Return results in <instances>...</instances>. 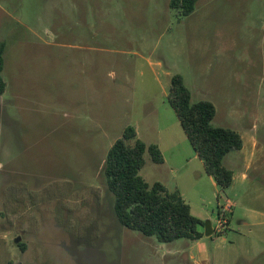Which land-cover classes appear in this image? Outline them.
<instances>
[{
    "label": "rangeland",
    "instance_id": "374dc122",
    "mask_svg": "<svg viewBox=\"0 0 264 264\" xmlns=\"http://www.w3.org/2000/svg\"><path fill=\"white\" fill-rule=\"evenodd\" d=\"M169 3L0 0V264H264V0ZM176 75L242 138L226 190L168 102ZM127 127L167 161L146 151L140 176L180 194L201 239L118 223L102 168Z\"/></svg>",
    "mask_w": 264,
    "mask_h": 264
},
{
    "label": "trees",
    "instance_id": "16d2710c",
    "mask_svg": "<svg viewBox=\"0 0 264 264\" xmlns=\"http://www.w3.org/2000/svg\"><path fill=\"white\" fill-rule=\"evenodd\" d=\"M197 1L170 0L169 6L188 16L194 12ZM3 51V46H0V94L5 88L1 78ZM168 102L194 153L202 162L205 174L219 188L228 189L233 173L223 166V159L230 152L242 149L241 136L231 129L212 126L214 106L208 101L192 104L190 92L178 75L171 79ZM146 151L155 164L163 163L158 147L146 146L137 138L135 129L127 127L107 152L102 173L118 223L144 237H154L161 244L201 239L198 227L202 223L191 215L180 194L168 191L160 183L149 185L140 176ZM18 247L24 251V245L19 244Z\"/></svg>",
    "mask_w": 264,
    "mask_h": 264
},
{
    "label": "crops",
    "instance_id": "0c3cea01",
    "mask_svg": "<svg viewBox=\"0 0 264 264\" xmlns=\"http://www.w3.org/2000/svg\"><path fill=\"white\" fill-rule=\"evenodd\" d=\"M257 146H258V142H257V140H254V143L252 144V150H251V154L252 153H256L257 151ZM242 150H243V147H242ZM161 154H162V152H161ZM195 156H196V154H195ZM197 157V156H196ZM162 158H163V163L161 164V165H165V164H167V161H166V159H165V157L163 156V154H162ZM201 162V161H200ZM202 163V162H201ZM203 165V164H202ZM242 178L244 179L245 178V176L244 175H242ZM212 179V178H211ZM232 182H233V178H232Z\"/></svg>",
    "mask_w": 264,
    "mask_h": 264
},
{
    "label": "water",
    "instance_id": "95a60500",
    "mask_svg": "<svg viewBox=\"0 0 264 264\" xmlns=\"http://www.w3.org/2000/svg\"><path fill=\"white\" fill-rule=\"evenodd\" d=\"M205 235H211L212 234V228H211V226H210V224L209 223H206L205 224ZM19 241V239H17V242Z\"/></svg>",
    "mask_w": 264,
    "mask_h": 264
}]
</instances>
